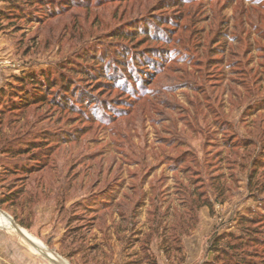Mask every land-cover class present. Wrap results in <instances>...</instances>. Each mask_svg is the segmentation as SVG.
Segmentation results:
<instances>
[{"label":"rangeland","instance_id":"obj_1","mask_svg":"<svg viewBox=\"0 0 264 264\" xmlns=\"http://www.w3.org/2000/svg\"><path fill=\"white\" fill-rule=\"evenodd\" d=\"M13 2H0V194L21 197L0 211L67 264H121L145 254L155 207L182 214L187 236L170 218L160 231L172 248L206 210L197 264H264V0ZM116 200L138 203L120 243ZM0 245L51 264L1 216Z\"/></svg>","mask_w":264,"mask_h":264},{"label":"trees","instance_id":"obj_2","mask_svg":"<svg viewBox=\"0 0 264 264\" xmlns=\"http://www.w3.org/2000/svg\"><path fill=\"white\" fill-rule=\"evenodd\" d=\"M1 3H8V5L15 7L16 5H18L17 3L13 2V0H0ZM32 79V78H31ZM24 83H26V79L23 80ZM30 87L33 88H37L38 85H41L39 82H35V81H28ZM38 91H40V88H38ZM24 94H18L17 99H20V96H23ZM24 100L27 98L26 96H23ZM37 97H39L40 99L42 97V95L40 93L37 94ZM16 101V100H15ZM21 102V101H20ZM31 101H27L25 100L23 102V105L26 106H30ZM5 144L4 146H2L0 148V152L2 155H5L7 153H9V150H4L3 147H5V145L8 144L7 139H5ZM15 152H24L23 148H19L18 150H16ZM34 160V159H32ZM41 171V170H40ZM35 173V172H31ZM1 186H0V192H1ZM12 193V192H11ZM8 195H10L8 197ZM6 197L2 196L0 194V206L6 205L9 207H13L16 202L20 199L21 196H19V194L15 195L13 194H8ZM16 196V197H14ZM194 196V191H190L188 193H185L184 197L187 199H191ZM124 203H129V199L128 197H123L122 198ZM141 203V202H140ZM191 203H193V201H191ZM132 204V203H131ZM137 201L135 203H133L134 208H132L130 211L127 210V208L121 204L120 202H118V200L113 201L112 203L110 202L109 204H107V210L109 209V212H107V242L110 240L111 236L115 238L116 242H121V238L120 235L124 234L127 235V233L131 230L132 225L131 222L134 221L135 218V213H134V209L137 208ZM201 207H207V208H211V202L209 200H205L204 202H202ZM158 208L155 207L153 212L150 214L151 220H148V229H147V233L142 234V238H140L141 240H135V242L138 244L143 240L142 244H144L142 251H144V255L141 258H137L138 257V253L134 252L131 254H126L125 256V260H123V262H121V264H157V258L156 255L154 254V252L151 249V246L149 245L150 240L152 238L155 239L156 242V250L158 252H161L163 254V256L165 257L166 260L168 261H172L175 257L179 256L181 257L179 259V262L181 263L183 261V246H182V242L180 244V246H174L173 248L167 244L168 238L165 237L161 232H163V227L162 225H165V218H170L172 220V223L177 224V226H172L171 230L174 231L175 229H177L180 233L178 234V236L180 238L187 236L185 233L182 231V227H186L184 223H182L180 220L182 219V214H176L175 211H173V215H171L170 217H167L166 214L161 215L160 213H158ZM166 215V216H165ZM176 215H177V219H176ZM113 217V218H112ZM164 220V223H163ZM190 219L188 218V221ZM20 226H23L22 224L19 223ZM190 230V229H189ZM161 231V232H160ZM131 233H133V231H130ZM190 232V231H189ZM214 240V239H213ZM178 242H180V240L178 239ZM214 244L213 246H215L218 242H220V239L215 238L214 241H212ZM173 243H177L176 240L173 241ZM127 248H122V251L124 252ZM131 249H133V246L131 247ZM83 249H81L80 251H82ZM88 250V256L91 257L92 254L95 252L94 249H87ZM130 259H135V260H130ZM137 259V260H136Z\"/></svg>","mask_w":264,"mask_h":264},{"label":"crops","instance_id":"obj_3","mask_svg":"<svg viewBox=\"0 0 264 264\" xmlns=\"http://www.w3.org/2000/svg\"><path fill=\"white\" fill-rule=\"evenodd\" d=\"M201 227L202 225L206 226L207 224V212L206 210H201ZM199 226V229L201 227ZM200 230H195L194 234L191 238H187L183 240V255H184V262L181 264H197L202 261V245H201V238L202 232ZM206 231V230H205ZM4 247L7 248V245H0V248ZM7 251L6 255L0 254V264H30L26 260H22V256H17L13 254H9ZM157 258V264H174V261L171 262L166 260L162 253L158 252L155 254ZM173 262V263H172Z\"/></svg>","mask_w":264,"mask_h":264},{"label":"bare ground","instance_id":"obj_4","mask_svg":"<svg viewBox=\"0 0 264 264\" xmlns=\"http://www.w3.org/2000/svg\"><path fill=\"white\" fill-rule=\"evenodd\" d=\"M0 216L6 220L8 226L13 230L15 231V229L13 228L12 224L9 222L8 219H6L5 217H3L1 214ZM16 232V231H15ZM22 232V236L21 238L24 239L25 241L29 242L30 246L35 249L36 251L40 252L41 254H43V256H45L46 258H49L52 259V260H55L56 262H58L59 264H67L65 261H61V260H58L48 249L44 248L41 246V243L35 239H32V237H29L28 234H26L23 230L21 231ZM17 233V232H16ZM51 260V261H52Z\"/></svg>","mask_w":264,"mask_h":264},{"label":"water","instance_id":"obj_5","mask_svg":"<svg viewBox=\"0 0 264 264\" xmlns=\"http://www.w3.org/2000/svg\"><path fill=\"white\" fill-rule=\"evenodd\" d=\"M0 214L3 216V217H5L6 219H8L9 220V222L12 224V226H13V228L15 229V231L17 232V234L21 237L22 236V229L19 227V226H17L15 223H14V221L11 219V217H9L7 214H5V213H3V212H1L0 211ZM27 244H29V242H27V241H25ZM30 245V244H29ZM58 260H61V261H64L63 259H61L58 255H56V254H54V253H52ZM47 259H49V258H47ZM51 264H54L53 262L54 261H51V260H48ZM66 262V261H65ZM67 263V262H66Z\"/></svg>","mask_w":264,"mask_h":264}]
</instances>
